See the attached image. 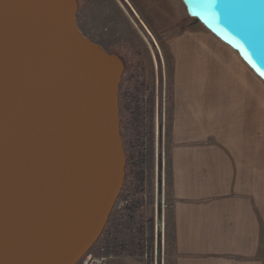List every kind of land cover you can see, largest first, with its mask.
Returning a JSON list of instances; mask_svg holds the SVG:
<instances>
[{
	"label": "water",
	"instance_id": "obj_1",
	"mask_svg": "<svg viewBox=\"0 0 264 264\" xmlns=\"http://www.w3.org/2000/svg\"><path fill=\"white\" fill-rule=\"evenodd\" d=\"M264 82V0H181ZM77 0H0V264H80L126 181L116 54Z\"/></svg>",
	"mask_w": 264,
	"mask_h": 264
},
{
	"label": "crops",
	"instance_id": "obj_2",
	"mask_svg": "<svg viewBox=\"0 0 264 264\" xmlns=\"http://www.w3.org/2000/svg\"><path fill=\"white\" fill-rule=\"evenodd\" d=\"M77 1L80 30L106 51L145 31L171 59L169 264H264V83L178 0ZM135 254L105 264H146Z\"/></svg>",
	"mask_w": 264,
	"mask_h": 264
},
{
	"label": "rangeland",
	"instance_id": "obj_3",
	"mask_svg": "<svg viewBox=\"0 0 264 264\" xmlns=\"http://www.w3.org/2000/svg\"><path fill=\"white\" fill-rule=\"evenodd\" d=\"M178 1L186 12L187 25L208 32L200 23L187 15L182 1ZM144 33L147 40L140 37L139 47H107L108 51L116 52L125 61L127 68L121 85L123 92L120 93L121 95L128 91L120 101L121 135L127 156V167L126 181L119 201L128 200L129 205L122 213L113 211L102 237L88 254H91L93 258L98 257L102 247L108 244H110L114 255L136 253L143 241L141 224L147 228L150 219L154 220V228L156 224L165 222L166 253L169 248L167 207L170 197L168 148L171 127V59L165 48L161 47L156 51V47L153 46L147 32L144 31ZM136 50L137 53L133 55ZM152 95L155 101V158L154 171L151 177L153 184L151 194L147 191V187H145L144 193L137 190L138 172L141 169L130 167L129 162L137 163L139 155L142 153L143 144L146 140L147 100ZM150 198H152V205L149 204ZM86 257L80 264L89 261ZM166 264H169L168 259Z\"/></svg>",
	"mask_w": 264,
	"mask_h": 264
},
{
	"label": "trees",
	"instance_id": "obj_4",
	"mask_svg": "<svg viewBox=\"0 0 264 264\" xmlns=\"http://www.w3.org/2000/svg\"><path fill=\"white\" fill-rule=\"evenodd\" d=\"M154 96H151L148 102V108L146 110V140L143 144L142 153L139 155L137 163L129 162L130 167L134 169H141L138 172V187L137 190L140 193H144L145 187L147 191L152 194L153 184L151 177L154 171V158H155V146H154ZM130 161V160H129ZM134 161V159H133ZM141 167V168H140ZM149 204L152 205V198L149 199ZM145 226L141 224V233L144 234ZM147 242L149 253L153 251L154 244V220L150 219L147 226ZM144 237V236H143ZM135 255L141 256L144 254L143 246L140 245ZM146 264H151V259L146 261Z\"/></svg>",
	"mask_w": 264,
	"mask_h": 264
},
{
	"label": "built area",
	"instance_id": "obj_5",
	"mask_svg": "<svg viewBox=\"0 0 264 264\" xmlns=\"http://www.w3.org/2000/svg\"><path fill=\"white\" fill-rule=\"evenodd\" d=\"M129 201L125 200L123 202L119 201L116 203V206L114 208L115 211H118L119 213H122L128 208ZM143 252L144 254L141 255V257L147 261L151 259V264H166L167 260V254H166V224L165 222H162L161 224H156L154 228V244H153V251L152 253H149L148 250V242H147V228L145 227L144 234H143ZM104 245V244H103ZM138 251V250H137ZM114 254L112 253V249L110 244L107 246L102 247L101 254L93 258V256L90 254L86 258L89 259L87 262H83V264H105V262L112 257Z\"/></svg>",
	"mask_w": 264,
	"mask_h": 264
},
{
	"label": "flooded vegetation",
	"instance_id": "obj_6",
	"mask_svg": "<svg viewBox=\"0 0 264 264\" xmlns=\"http://www.w3.org/2000/svg\"><path fill=\"white\" fill-rule=\"evenodd\" d=\"M108 52V51H107ZM108 53H110V52H108ZM117 56H119V55H117ZM120 57V56H119ZM121 58V57H120ZM121 60L123 61V63H124V66H125V70H124V74H125V72H126V64H125V61L121 58ZM124 74H123V77H124ZM122 81H123V78H122ZM121 85H122V83H121ZM121 92H123V90H122V87L120 86V93ZM128 93V91H126V92H124L123 94H121L120 95V101H121V98L122 97H124L126 94ZM153 96V95H152ZM151 97V96H150ZM150 97H149V99H150ZM149 99L147 100V103L149 102ZM121 103V102H120ZM154 104H155V101H154ZM148 105V104H147Z\"/></svg>",
	"mask_w": 264,
	"mask_h": 264
},
{
	"label": "snow or ice",
	"instance_id": "obj_7",
	"mask_svg": "<svg viewBox=\"0 0 264 264\" xmlns=\"http://www.w3.org/2000/svg\"><path fill=\"white\" fill-rule=\"evenodd\" d=\"M207 3H215L216 0H206Z\"/></svg>",
	"mask_w": 264,
	"mask_h": 264
},
{
	"label": "bare ground",
	"instance_id": "obj_8",
	"mask_svg": "<svg viewBox=\"0 0 264 264\" xmlns=\"http://www.w3.org/2000/svg\"><path fill=\"white\" fill-rule=\"evenodd\" d=\"M188 15V14H187ZM215 37V36H214Z\"/></svg>",
	"mask_w": 264,
	"mask_h": 264
}]
</instances>
